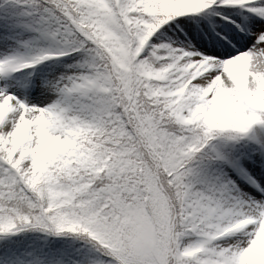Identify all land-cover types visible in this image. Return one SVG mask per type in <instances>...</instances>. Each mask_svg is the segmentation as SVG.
<instances>
[{"label":"snow or ice","instance_id":"obj_1","mask_svg":"<svg viewBox=\"0 0 264 264\" xmlns=\"http://www.w3.org/2000/svg\"><path fill=\"white\" fill-rule=\"evenodd\" d=\"M0 264H264V0H0Z\"/></svg>","mask_w":264,"mask_h":264}]
</instances>
